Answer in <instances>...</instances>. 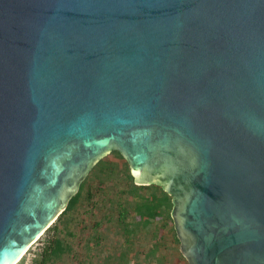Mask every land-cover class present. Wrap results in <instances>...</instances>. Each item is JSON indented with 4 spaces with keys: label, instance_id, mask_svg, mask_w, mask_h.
Returning <instances> with one entry per match:
<instances>
[{
    "label": "water",
    "instance_id": "95a60500",
    "mask_svg": "<svg viewBox=\"0 0 264 264\" xmlns=\"http://www.w3.org/2000/svg\"><path fill=\"white\" fill-rule=\"evenodd\" d=\"M113 150L189 264H264V0H0V264Z\"/></svg>",
    "mask_w": 264,
    "mask_h": 264
},
{
    "label": "rangeland",
    "instance_id": "374dc122",
    "mask_svg": "<svg viewBox=\"0 0 264 264\" xmlns=\"http://www.w3.org/2000/svg\"><path fill=\"white\" fill-rule=\"evenodd\" d=\"M104 159L115 166L112 177L106 179L103 175L99 177V174L88 175L83 194L87 195L91 192L92 198L78 204L69 227L71 234L63 229V224L59 226V234L69 239L73 248L72 253L67 254L60 264H157L154 257H147L151 246H155L156 239L152 237V234L140 229L130 235L124 231L125 224L119 220V201L126 203L129 197L125 190L132 186L123 172L125 160L116 152L110 153ZM139 192L142 197L150 194V190L141 189ZM133 218L139 219V215ZM130 219H132L131 213L126 216L125 221ZM157 221L160 224L159 235L163 234L165 237L160 241L161 243L158 242L159 253L165 256L164 264H189L180 249L178 236L176 237L172 230H169L170 226L174 225L172 221L166 222L165 225L166 220L162 216H159ZM47 230L16 264L33 262L37 252L44 245ZM122 251L126 252L127 261H118L113 258L109 262L105 261L108 256H118Z\"/></svg>",
    "mask_w": 264,
    "mask_h": 264
},
{
    "label": "trees",
    "instance_id": "16d2710c",
    "mask_svg": "<svg viewBox=\"0 0 264 264\" xmlns=\"http://www.w3.org/2000/svg\"><path fill=\"white\" fill-rule=\"evenodd\" d=\"M116 153L121 157L122 155L116 151ZM111 170V171H110ZM115 172V166L113 163H108L105 159L99 161L91 170L90 174H99L104 176L106 179L112 177ZM123 172L125 178L131 183V187L125 190L128 194V199L126 203L119 201V220L121 223H124V231L128 234H133L136 230L143 229L145 233H151L152 237L156 239L154 241L155 246H151L147 257H154L157 261V264H164L165 256L163 253H159L160 246L158 244L160 241L165 238L163 234L159 235V223L157 218L162 216L166 222L172 221L171 216L172 210V201L171 197L161 189L160 186L151 184V185H137L134 183V178L129 171V166L127 162L124 163ZM86 183H82L80 189L70 198L66 208L57 218V221L53 226L49 227L47 230L46 240L40 251L37 252V255L34 257L31 264H60L63 258L72 253L73 248L72 244L66 237H62L60 233V225L63 224V229L71 234L69 227L71 221H73L75 216V211L78 204L81 201H86L92 198V193L89 192L87 195L83 194V187ZM150 190L149 196L142 197L139 190ZM129 204L132 209H129ZM131 213L132 219L125 221L127 215ZM139 215V219L133 218L134 216ZM174 224V223H173ZM173 235L177 237L176 229L173 226H170ZM113 258L114 260L127 261V254L125 251H122L118 256H108L105 261L109 262ZM113 264V263H111ZM116 264V263H114Z\"/></svg>",
    "mask_w": 264,
    "mask_h": 264
},
{
    "label": "bare ground",
    "instance_id": "6f19581e",
    "mask_svg": "<svg viewBox=\"0 0 264 264\" xmlns=\"http://www.w3.org/2000/svg\"><path fill=\"white\" fill-rule=\"evenodd\" d=\"M30 248V246H26L24 247L19 254L9 263V264H16L21 258L22 256L26 253V251Z\"/></svg>",
    "mask_w": 264,
    "mask_h": 264
},
{
    "label": "flooded vegetation",
    "instance_id": "af4514ba",
    "mask_svg": "<svg viewBox=\"0 0 264 264\" xmlns=\"http://www.w3.org/2000/svg\"><path fill=\"white\" fill-rule=\"evenodd\" d=\"M116 151H118V150H113V151H111L110 153H112V152H116ZM118 152H119V151H118ZM110 153H108L107 155H109ZM119 153H120V152H119ZM120 154H121V153H120ZM107 155H106V156H107ZM121 155H122V154H121ZM106 156L100 158L99 161H101L102 159H104ZM122 157H123V159L125 160V162H127L128 166H129V171H130V165H129L127 159H126L123 155H122ZM99 161H98V162H99ZM98 162H97V163H98ZM97 163H96V164H97ZM96 164H95V165H96ZM91 170H92V169H91ZM90 172H91V171H90ZM130 173H131V172H130ZM89 174H90V173H89ZM89 174H88V175H89ZM88 175H87V176H88ZM87 176H86V178H87ZM86 178H84V179L82 180V182H81V184H80V186H79V189H80L82 183L85 181ZM134 183H135V180H134ZM135 184H136V183H135ZM79 189H78V190H79ZM161 189H162V188H161Z\"/></svg>",
    "mask_w": 264,
    "mask_h": 264
}]
</instances>
